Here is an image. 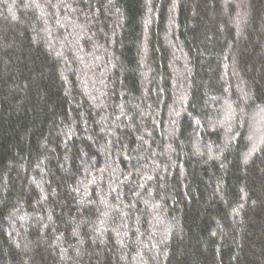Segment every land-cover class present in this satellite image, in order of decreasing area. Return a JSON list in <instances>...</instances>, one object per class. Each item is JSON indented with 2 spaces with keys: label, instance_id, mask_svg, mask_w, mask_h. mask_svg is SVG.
Here are the masks:
<instances>
[{
  "label": "trees",
  "instance_id": "1",
  "mask_svg": "<svg viewBox=\"0 0 264 264\" xmlns=\"http://www.w3.org/2000/svg\"><path fill=\"white\" fill-rule=\"evenodd\" d=\"M0 264H264V0H0Z\"/></svg>",
  "mask_w": 264,
  "mask_h": 264
}]
</instances>
